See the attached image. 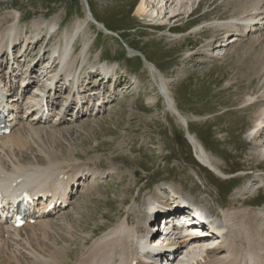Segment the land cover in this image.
<instances>
[{"label": "rangeland", "instance_id": "rangeland-1", "mask_svg": "<svg viewBox=\"0 0 264 264\" xmlns=\"http://www.w3.org/2000/svg\"><path fill=\"white\" fill-rule=\"evenodd\" d=\"M139 1H85L94 19L112 34L119 36L117 38L107 35L104 30H98L89 23L90 30L86 34L89 42L86 43L90 49L85 62L82 58L78 60V65L83 62L85 64L81 72L88 67H100L104 63L117 65L122 71L120 76L122 75L123 81L120 84L124 88L120 87L116 91V97H110V103L98 116L84 118L72 126L46 125L49 129L37 138L31 137L30 145L20 156L23 158V165L39 163L44 167L49 163L48 156L52 155L49 156L50 162L64 163L63 166L66 169L68 166L72 171L94 169L101 160L98 168H105L108 177L97 186H88L87 189L79 191L72 208L65 215L50 219L57 223L65 218L64 221L69 223V227L54 226V230L51 229L45 236L41 234L30 241L28 247L20 244L12 247L10 258L19 260L21 264H35L37 255H46L45 258H48V254L53 252L52 249L64 247L70 260L65 262L72 264L80 252L86 249L83 244L94 234L101 235L115 228L128 211L139 210L140 205L145 203L143 193L138 195L135 189L136 181L138 188L145 184H140L145 176L150 181L149 184H167L180 192L185 199L199 204L208 214L210 210H215L211 202L229 203L242 191L244 185L249 188L263 187L262 191H256L252 195L249 202L257 215L264 217V131L261 134L256 133L258 130L253 132L259 117L258 110L264 108V103L247 108L241 104L247 96L259 95L261 90L264 91V38H260L256 46L252 45V41L260 37L259 34L243 40L238 39L228 48H220V36L224 29L217 32L211 28L206 32L203 28L195 32L196 27L203 23L207 25L230 19L244 0H182V7L165 3L167 8L164 12L157 10L156 14L146 12L140 15L136 13ZM145 1L148 4L153 3L152 0ZM159 12L163 14L162 17H159ZM180 12L184 15L191 12L193 14L189 19L171 18ZM15 13L20 22L13 39H24L25 35L28 38L24 43L21 40L22 44L14 54L17 73H24L19 78L18 74L11 77V80L13 77L17 78V85H20L29 70V77L33 73V79L39 78L41 75L36 76V73L43 67V58L49 57L46 52L59 43L61 34L69 30L73 23L83 21L88 15L81 0H0V43L5 28L11 22L10 14ZM50 21L59 24L57 34L46 45L44 37L37 47L33 46L30 36H45L46 29L42 24ZM153 25L161 28L155 29ZM171 26H175V29H171ZM214 40L215 45L210 43ZM82 43L83 40L78 39V50ZM211 45L213 46L209 48ZM128 47L145 55L148 62L156 66L167 80L170 96L180 115L187 120L189 133L205 148L218 167L226 170L225 173L229 172L223 175V180L197 163L194 149L185 139L187 132L171 115L165 114L163 101L143 59L139 56L131 59L125 57ZM78 50L75 55H78ZM42 55L43 58H40ZM3 62L6 64L8 61L3 58ZM9 67L11 66L5 69ZM124 71L130 74L126 78ZM3 77L5 79L4 75ZM27 77L24 80L27 81ZM67 112L59 114L58 118ZM64 117L66 119L67 116ZM133 140L142 145L146 152L141 148L137 149L135 142L130 145ZM129 145L132 146L129 147V152L138 153L141 161L139 158L131 160L132 157L126 152ZM112 157L117 160H112ZM197 168L207 178L203 174L206 183L202 182L206 185L210 181L209 189L194 176ZM68 175L72 174L69 172ZM197 177H200L199 174ZM182 181H186L187 185L182 184ZM237 184H240L238 189L229 194L225 193L226 189H233ZM194 188L198 192L193 193L192 190L196 191ZM204 193L209 194L212 201ZM124 200L126 204L122 203ZM235 200L229 205L238 203ZM236 206L239 208V204ZM135 213L131 211L126 218ZM216 222L218 225V221ZM261 227L264 228V225ZM197 256L195 255L194 260L183 251V262L177 261L175 264L202 262L203 254L198 253ZM2 262L0 260V264Z\"/></svg>", "mask_w": 264, "mask_h": 264}, {"label": "bare ground", "instance_id": "bare-ground-1", "mask_svg": "<svg viewBox=\"0 0 264 264\" xmlns=\"http://www.w3.org/2000/svg\"><path fill=\"white\" fill-rule=\"evenodd\" d=\"M152 1H153V3L148 4L145 0H140L139 6L136 9V13L139 15L144 14L146 12H152L153 14H156L157 10L164 12L167 8V5H166L167 3L175 4L177 6L179 5L181 7L183 6L182 0H152ZM200 3L202 4V2H199V4ZM149 7H151V8L154 7V9H148ZM87 9L89 10L90 14L88 13V15L86 16V18L83 21H79V22L77 21V22L73 23L71 28L62 35V38H61L59 44L54 47V50L58 54L59 62L57 65H59V64L61 65L60 71H59L60 74L64 73L67 76H71V77L75 76L74 74L71 75V73H69V71L72 68V66L75 64L76 60L78 58H81L84 56L85 50L87 49L86 41H88V40H86V38H87L86 34L90 30L89 23H92V20L95 21V23L97 24L96 26H97L98 30H106L105 26L102 23L96 22V20L94 19V17L91 14V11H90L88 5H87ZM161 12H159L160 13L159 17L163 16V14H161ZM178 17L179 18L184 17V18L189 19L191 17V15H189V14L184 15L182 12H180L179 14H175L171 18L175 19ZM10 19H11V22L5 28V30L2 34V38H1L2 43H0V60L5 56L9 45L13 46V49H16V48H18V46H20V44H22V42L24 40L28 39L26 37H24V39H23L21 36H20L21 39L19 37L16 39H13L14 35L16 34L17 25L20 21V18L15 13V14H10ZM231 20L233 22H235L234 25H237V26L239 25L240 22H243L244 20H246L248 23L243 27V29L241 31L238 30V31L234 32L233 36L230 38L233 40L230 44H233L234 42L237 41V40H235V38H239V36H240L239 33H241L242 35H245V32H248L247 37L249 35H252V34H250L252 32H254L255 34L259 33L260 34L259 36H264V0H246L244 2H240L238 9L235 12V16ZM252 24H254V25H252ZM262 25H263V28L261 27ZM42 26L46 27L45 29H46L47 33H50V32L52 33V32H54V29L57 26V24H54L53 21H50L49 23L42 24ZM208 26H211L213 28L220 29V30L223 28L225 30L231 28L230 26H227L226 23L218 24L216 22L208 24ZM171 27H174V26H171ZM171 29L169 30L170 32H171ZM198 29H199V27H197L195 29V31H197ZM202 32H204V31H202ZM240 37H242V36H240ZM77 38H80L81 40H83V45H82V48L80 49L78 55H76V56L72 55L71 56V50L73 48L72 43ZM19 40H20V42H19ZM21 40H22V42H21ZM34 40H35V42H33V44H34V46H37L41 42L42 39L41 38H35ZM13 41L17 42V43H14ZM259 41H260L259 38L254 39L252 41L253 42L252 45L256 46L257 44H259ZM27 43H29V42H27ZM212 46L213 45L209 46V48ZM228 46H229V44L227 45V47ZM2 50H5V51L2 52ZM128 50L130 52H133V50H131V48L129 49V47H128ZM263 54H264V52H263ZM131 56H132V54H131ZM85 57H86V54H85ZM85 57H83V59H85ZM11 58H12V56H11ZM16 61L17 60H15V58H12V65H10L11 67L6 68L7 72L10 70V72H9L10 74H8L9 78H7L8 82H6V80L3 77V71L5 70V68L2 69L1 63L3 64V62L0 61V85L3 84L4 87H7V85L10 86V89L7 91L9 97L11 95V88H12V90H13V88H15V85H14L15 78L14 77H16L17 74L19 73V72L17 73V67L15 68V65H14L16 63ZM44 63H47V61H45ZM45 66H48V63ZM45 66L43 67V69H41L40 74H43L46 71ZM52 67H53V64L50 66L49 70H51ZM91 69H92V67L88 68L87 70H91ZM102 69H103V72L106 74L109 71H111V73H112L114 71L115 67L112 65H103ZM87 70H86V72H87ZM148 71H149V75H150V77L154 83V86L156 87L158 94L160 95V97L163 101L164 111L166 113H169L170 115L172 114V116L175 117L172 113V109L176 110L177 108L175 109L174 101L170 96L169 84H168L167 80L162 77V74H159V72L155 66H153V67L148 66ZM52 72L53 71L49 72V74H51ZM86 72L83 73L82 75L80 74L79 79L86 80L87 79V76H86L87 73ZM32 75H33V73H32ZM32 75H30V77L29 76L27 77V81H30L31 79L34 78ZM12 76H14V77L11 80ZM53 77H54V75L51 76V78H53ZM25 81L26 80H24L22 82V84L27 83V81L26 82ZM32 81H31L30 86H27L26 89L22 91V93L25 95V97L28 100L26 102V104H29V105H31L30 101H35L34 99L31 98L32 97L31 93L37 89L36 85L33 84L34 82H32ZM263 82H264V80H263ZM17 88H19V87H17ZM43 89H44V87H43ZM88 90L86 89L83 92V96H82L83 101L89 97V93H87ZM93 91H97V89L96 90H89L90 94L94 93ZM260 92H259L258 96L257 95L247 96L245 98V100L242 101V103H241V104H244L243 107L247 108L248 105H251L253 103H258L261 101L264 102V91L261 93ZM47 93L50 94V95H48V97H49V100L51 102L58 101L60 99L59 94L58 93L52 94L50 88H47ZM99 96H100L99 100H101V102H99L97 105L94 106L97 113L101 112L105 106V101H104L103 96H101V94H99ZM11 99L12 98H10V100ZM13 102H14V100H13ZM61 104H63V108H62L63 112H61L60 114L64 113L65 111L67 112V111H69V109H71V103H69L66 99H64ZM88 105H89V103H88ZM32 107H33V105H31L28 108H25L22 105H20V107H14V110L17 112L16 116L19 118L18 124H17L18 127L15 128L9 134V136H6V137H3L0 139V183H4L5 181H9L10 183L19 182L18 186H20L21 184H24V183H29V184H34L36 186V190H40L42 188H44L45 190H48V188H50L51 184H53L55 179H57V178H61V180H63L64 177L73 179L72 178L73 176H77L80 178L81 175L79 173L68 175V173L64 170L65 167L63 166V164H64L63 162H62L63 164L50 162L49 156H52V155L48 156L47 160L49 163L47 162L48 164L44 167L40 166L39 163H35L34 165H23L22 164L23 158L20 155H22L21 153H23L27 149L28 145H30L31 137L37 138L44 131L46 132V130L49 129L46 127H42V125L50 124V126H57V125H60L61 123L65 122L64 116L67 114L66 113L62 117L57 118L51 122L49 119H43V120L40 119L36 113L32 112V110H31ZM240 107H241V105H240ZM258 113H259V117L257 118L255 129L253 132L258 130L257 133L261 134L264 131V108L263 109L261 108L260 111L258 110ZM76 114H77V117H79V115H81V114L83 116H85V115H87V109L86 110L81 109V110L77 111ZM176 120L178 123H180V120H178V119H176ZM56 122H58V123H56ZM185 122H187V121L185 120ZM84 127H86V126H84ZM90 128H91V126H90ZM90 138H91V136H90ZM188 140L194 149V154H195V157H196V160L198 161V163L201 166L211 170L212 173L214 175H216L218 178L223 179V175L226 174L225 173L226 170H222V168L218 167L212 161L214 159L211 160L210 155L207 154V151L204 149L203 146H200L196 142V139L193 136L189 135ZM130 147H132V146H130ZM135 149H136V147H135ZM144 153L142 155H144ZM139 160H140V158H139ZM54 161H56V160H54ZM130 164H132V163H130ZM67 169H68V166H67ZM86 171H88V170H86ZM88 172H90V171H88ZM201 172L202 171H200L201 175H200L199 179L206 183L205 178L203 177V174ZM93 177H94L95 181H98L100 179L94 173H93ZM62 182H64V181H62ZM164 191L174 192L171 188H168L165 185L159 186V187H157V189L154 193V197L157 198L158 195L161 196ZM175 194H177V193H175ZM245 195H247L245 192L241 193V196H245ZM72 197L73 196L71 194V198ZM235 201L238 203H241L242 206H240L239 208L234 207V205L223 206V207H221V214L216 216L217 218H219L222 221V224L225 228L226 234H225V236L222 237L220 244L218 246H216L214 249H207L205 242H203V241H197V240H193V239H185V240L180 241L179 247L181 250L186 251V254L188 257L194 258V260H195V255L197 256L198 253L203 254L202 260H201L202 262H196V264H264V229L259 228V225L262 222H264V220L259 219L256 212L254 210H252V208L250 207L249 204L246 203V201L245 202L240 201L239 199H236ZM70 206H71V204H70ZM68 208H66L65 211L68 210ZM155 208H156V206L151 205L149 207V212L154 211ZM40 213H43V210H41ZM212 214L214 215V212H212ZM133 216H134L133 214H130L124 221L119 223V225L115 229L110 231L105 236L99 238L90 247L84 249L81 252V254L77 256V258L74 260V262H72V264H132V262L134 260H137V258H138L135 243H134V241L136 239L135 234L142 231V227L140 225H137L136 227L132 226ZM145 216H143L142 219H145L146 218ZM50 219H51V217H47V218H44L43 220H39L38 222H36L35 225H32V226L29 225V226H25L21 229H15V230L11 229V228L3 227L0 224V260H3L2 264H21L19 262V260H14V259L10 258L12 256L10 249L13 247L12 245H10L11 241H14L15 244L18 241V243L20 245L23 244L26 247L27 245L30 244V241L36 239L37 236H39L41 234L43 236H45L47 233H49V231L51 229H53L54 226L57 228H61V227H65V226L69 227V223L64 221L65 218H61L57 223L51 221ZM26 230H28V232ZM5 234H8L7 235L8 239H6V240L3 237V235H5ZM86 234H88V233H86ZM217 234L221 235L222 232L217 233ZM167 241H170V239H167ZM19 244H16V247ZM166 245L172 246V244H170V243H167ZM141 248H142V250H144L146 247L141 246ZM146 249L148 251L152 250L151 246L146 248ZM52 250H53V252L50 255L48 254V258H45L46 255L45 256H43V255L38 256L37 255L36 256L37 260H36L35 264H67L65 261H70L69 256H67L68 255L67 249L65 247L62 249L61 248H59V249L54 248ZM64 256H67V257H64ZM30 257H33V256L31 255Z\"/></svg>", "mask_w": 264, "mask_h": 264}]
</instances>
